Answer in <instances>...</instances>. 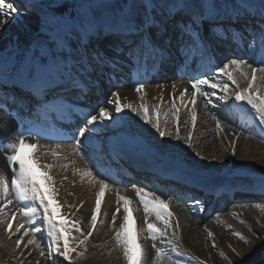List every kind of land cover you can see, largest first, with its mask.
Returning a JSON list of instances; mask_svg holds the SVG:
<instances>
[{"label": "snow or ice", "instance_id": "6c2138e0", "mask_svg": "<svg viewBox=\"0 0 264 264\" xmlns=\"http://www.w3.org/2000/svg\"><path fill=\"white\" fill-rule=\"evenodd\" d=\"M249 7L247 0L231 6L221 0H116L115 3L39 0L31 4L28 0H0V29L29 12L37 21L35 35L25 44L21 45L17 38L15 58L7 63L0 60V86L10 101L0 111L7 112L13 120L17 116L23 117L17 121L18 136L6 144L0 137V148L8 149L6 160L11 172L9 179L8 174L0 171V224L6 225L9 239L15 237L17 249L36 247L48 264H75V259L84 258L88 241L98 224L102 198L110 184L95 173L94 166L81 174L82 179L91 177L99 185L87 232L82 230L80 220L71 223L57 221L55 216L59 203L56 202V208H53L48 199L55 196L54 180L49 174L55 165L41 163V155L50 154L58 159L61 154L56 149L41 152L38 142H31L38 141L39 132L24 125L33 123L28 119L31 117L36 121L42 118L45 123L62 119L69 111L64 104L65 90L77 91L85 97L93 90L100 91L103 83L112 84L121 60L133 66L150 60L151 67L157 70L168 63H178V67H183L203 58H209V64L206 72L190 78V94L185 88L177 97L176 84L172 85L171 107L163 112V122L160 104L154 105V114H150L145 103L147 81H139L134 86L140 101L138 105L122 102L118 91H109L105 101L98 100L95 107L79 113L80 123L71 137L74 151L85 154L88 142L96 141L99 156L108 160L122 158L126 147L122 132L135 138L130 121L137 117L154 130L153 135L158 134L159 138L174 136L180 141L181 108L177 107V99L187 110L189 119L183 123L187 126L190 121L191 130L184 142L191 148L197 125L198 96L203 98L209 111L216 109L219 102L227 104L229 100L237 106L241 102L249 106L258 121L260 138L264 140V67L254 66L264 63V0H259L255 16L248 11ZM225 46L233 55L229 57L226 51L223 61L218 62L213 71L211 59H215L216 52ZM240 49L250 50L260 59L253 60L238 54ZM241 81L246 83V87L241 86ZM159 99L163 102V96ZM211 115L219 134L223 131L222 119L215 112ZM125 124L129 125L128 129H125ZM233 136L231 155L235 156L238 137L235 133ZM195 156L200 157V153L196 152ZM85 158L91 163L86 154ZM63 167L66 169L68 165ZM41 180L48 186L47 191ZM261 191L264 192V184ZM136 196L144 213V227L139 232L129 228L130 219L133 225L135 223L132 212L139 209L133 208L129 197L116 193L117 206L111 215L115 241L113 251L119 250L126 264H148V251L139 242L143 238L151 240V247L155 250L151 264H163L165 258L172 259L164 248L157 246V241L169 245L177 257L182 256L175 241L168 238L173 213L168 210L167 200L143 188L137 189ZM192 199L194 207L191 211L202 212L203 201ZM12 206L16 210H12ZM17 210L28 227L20 223L13 231ZM121 210L122 222L117 228V215ZM152 216L154 221L150 220ZM176 227H179L178 222ZM73 231L78 235H72ZM233 234L245 240L239 232ZM212 235L209 231L208 236ZM172 236H176L175 231H172ZM212 246L216 247L215 242ZM24 255L21 252V256ZM27 255L30 257L32 252L29 250ZM220 256L223 257L224 253L221 252ZM174 264H185V261L177 258Z\"/></svg>", "mask_w": 264, "mask_h": 264}, {"label": "bare ground", "instance_id": "6f19581e", "mask_svg": "<svg viewBox=\"0 0 264 264\" xmlns=\"http://www.w3.org/2000/svg\"><path fill=\"white\" fill-rule=\"evenodd\" d=\"M72 1L73 0H70V2ZM28 2L30 4L38 3L39 0H28ZM233 3L237 4L238 2L237 0H230L229 6H231ZM33 25L37 26V21L34 17H22L18 21H9L2 29H0V60H3L5 63H7L9 60L15 58L17 55V49L14 47V45L17 43V38L21 45L25 44L33 36V31L31 30ZM224 50L227 51V55L231 57V51L227 49V46L223 48V51ZM249 52L251 51L249 50ZM241 54L244 55L243 53ZM259 59L260 57H258V60ZM221 61L222 60L220 59L219 62ZM121 62H123V60H121ZM171 64L173 66L175 65L174 68H178V63ZM191 65L194 66L195 62H191ZM197 66L198 64H196V67ZM190 78L192 77L189 74L175 77L167 75L162 77L161 80H152L150 82H146L145 103H147L149 106V113L151 112V114H154V105L160 104L161 119L163 122V112L167 111L171 107V94L173 93L172 85L174 83L176 84L175 95L177 97L179 96V92L185 88H188L190 94L192 91ZM137 82L139 81L136 79L121 75L119 81L113 83L115 86H117L115 89H113V86L111 85H105V88L109 87L107 89L106 95L109 91H118L122 97V102H132L137 100L138 105L140 101L134 91V86ZM241 83L245 82L241 81ZM0 90L4 91V88L0 87ZM1 91L0 99L1 101H4L2 100ZM67 92H69V90L65 91L64 94ZM98 92L99 91H97L96 94L98 100L102 99L101 101H105L107 96L105 95L106 97L104 98L102 97L103 94H98ZM91 93H94V90ZM91 93H89L86 97L79 96V93H76V95H72V97H78L77 99H67L66 102L75 103L73 107H76L79 113L86 112L95 106L90 104L80 105L76 102L84 98L90 102L88 96H90ZM161 96H163V102H161L159 99ZM123 98H127V100L125 101ZM187 98L188 94H186V99ZM213 100L216 102V98H213ZM176 104L177 107H179L178 99L176 100ZM150 105L152 106L151 108ZM242 105H235V107L238 108L240 112L243 111L246 117H249L251 120H253V123L258 124V121L255 120L254 113L250 110V107L244 104ZM221 106L222 105L218 103V107ZM235 107L234 109H236ZM216 109H211V111L206 109L203 99L198 96L196 102L197 125L194 130L191 148H189L184 142L188 131L191 130V124L190 121L187 126H185L183 123L184 120L189 119L187 116V110L183 108V106H181V111H183V113L180 116V135L182 137L180 141L175 140L174 136L172 138H166V141L165 138L156 137L158 134L153 135V132L150 131L146 133V138L142 140L143 142L141 143L144 145H149L155 149L154 151L159 150L160 152H164L168 150L170 153L178 155H182L187 152L188 155L184 156V161H187L189 166L193 168V170H189L190 172L186 170L187 175L191 177L199 176V170L196 168L199 166V164H202L203 166L215 167L217 170L216 175L209 172L206 174L211 175L216 180L227 183L233 188H236L235 185L237 184L244 185L246 183L238 181L243 176H248L252 181L256 180L264 183V181L256 176V174L264 175V140H261L260 133L256 134L253 132H248V130H245L244 127L236 125L228 118L221 117ZM211 112H215L218 117L222 119L223 131L219 134H217L216 122L212 119ZM5 116L6 114L3 111H0V137L4 138L6 144L9 139L17 136V133L15 134V129L16 131L18 130V120L16 119L15 122L13 120L9 121ZM230 116L235 118V112L233 111L232 115ZM133 120H135V122ZM132 123V126L137 127L139 131H145V124L142 121H139L138 117L132 119ZM24 126L28 127L26 124ZM35 127L37 129L39 128L37 125H35ZM169 127H171V122L169 123ZM33 130L37 131L34 128ZM51 131L52 129H49L44 132L46 133L44 136H48L47 134ZM233 133H235L238 137V139H236L237 154L235 156L231 155L232 147L230 142L235 138ZM67 134L70 135V132ZM160 140H163V143H159ZM31 142H38L41 152L56 149L61 154L58 159H54L50 154L41 155V163L55 165L49 173L52 175L54 180L52 187L56 190L55 196L54 199L52 196L48 197L53 208H56V202H58L60 206L59 208H56L55 219H60L67 223H71L74 220H80L82 230L87 232L90 228V217L92 214V209L95 206L96 193L99 191V185L95 184L91 177H85L82 179L81 174L82 172L87 171L89 168L94 166L95 173H98L100 177H103L110 184V188L105 190V194L102 198L101 214L98 217V224L94 234L88 241L85 256L82 259L74 258L75 264H126L122 253L119 250L113 251L115 248V241L112 238L114 236V231L112 230L111 215L114 213L117 206L116 193L118 191L121 195L129 197L133 201L134 209H139V211L134 210L132 212L135 223L133 225V221L130 219V231H133L134 229L136 232H139V230L144 227L143 208L136 196L137 189L142 187H139L138 185L133 187L131 186L132 183H130V181L141 182L143 179H145L144 175L131 172L130 175L128 174L123 176L120 170L117 169L119 165L112 163L104 157L98 155V145L94 142H88L85 152V154L90 158L91 163H89V159L85 158V154H82L79 151H74V141L64 142L63 140H55V138L49 140L48 137H45V139L39 138L38 141L33 140ZM196 152H199L200 157H203V159L196 157ZM7 154L8 149L6 147L0 148V171H4L6 174H8L10 179L11 172L6 160ZM213 157L216 159H213ZM65 164L68 165L66 169L63 167ZM102 164L105 166L110 165L113 168V173L116 177H118V179L113 180V176L102 171L100 169L101 166H104ZM182 164L185 165L184 163ZM137 165L142 167L141 164ZM246 166L251 168V176L243 171V168ZM37 176H39V171H37ZM124 181H126V183ZM41 183L44 185L43 180H41ZM124 185H128V187H125ZM44 187L47 191L48 186L44 185ZM248 187L250 188L251 186L248 185ZM196 188L201 191H205V189L198 185V183ZM144 190L155 193L161 198L167 200L169 204L168 210L173 213V229L169 231V237L174 241L180 240L181 243L194 248L195 252L198 253L197 255L203 253V250L205 251L207 248L213 253H215V251L218 253V246H212L213 240L218 241L220 244H224L226 239H230L229 235L231 236L233 233L238 232L232 227L233 224L247 228L251 220L256 222V216H262V212L264 211V194L254 190L253 188L248 189V191L251 193L249 197L245 196L241 192H237L235 198L238 199H234V202L228 205L225 209L219 208L216 201L211 206H208V203L206 202L207 198H199L203 201L201 207H203L204 210L202 212L197 210L195 213L191 211V209L194 207V201L192 198H189L188 193H186V191L184 192V190V199L178 197V190L169 191L167 194H160L155 189L150 188H146ZM244 191H247V189H244ZM191 196L195 197V194H192ZM241 196L243 198H239ZM70 205L74 207L70 208ZM16 212V219L13 221V231H15V228L18 224L25 223L18 210ZM203 212H206L205 218H201L199 216ZM72 213H74V215H72ZM233 213H236V215L234 216ZM122 216L123 212L121 210V213L117 215V228L122 222ZM150 220L154 221L155 217H150ZM100 221L103 222L101 223ZM177 222L179 224L178 228L176 227ZM25 227H28L26 223ZM209 228H213L214 231L212 232ZM172 231L176 232L175 237L172 236ZM209 231L213 234L211 237L208 236ZM240 234L244 237L243 233ZM72 235L75 236L78 234L73 231ZM254 236L256 239L246 240V243L249 245V247H259L260 243L263 242L264 228L260 226V231L255 232ZM235 237L238 238L237 236ZM27 239L28 237L25 238V243ZM139 242L147 249L148 264H151L152 258L155 256V250L151 247L152 241L141 238ZM157 246L164 248L165 251L171 256L170 251L172 250L169 245H164L157 241ZM181 248L182 247L178 245V250L180 253H182ZM29 250L32 252L30 257L27 255ZM21 252H24L25 254L23 257L21 256ZM109 252H111V255H109ZM39 253L40 249L36 247L24 249L22 246L21 249H17L15 245V237L9 239L8 233L6 231V225L0 224V264H37V261H39V264H48V261L44 257H41ZM208 259L210 258L208 257ZM175 260L176 259L173 257L172 259L165 258L163 264H174ZM65 264H67V262H65Z\"/></svg>", "mask_w": 264, "mask_h": 264}, {"label": "rangeland", "instance_id": "374dc122", "mask_svg": "<svg viewBox=\"0 0 264 264\" xmlns=\"http://www.w3.org/2000/svg\"><path fill=\"white\" fill-rule=\"evenodd\" d=\"M229 1L230 0H221L222 3L227 2L228 4H229ZM79 2H80V0H73L72 1V3H79ZM237 2H238L237 5H240L242 1L237 0ZM258 4H259V0H252L249 5H250V7L252 6V8H254V10H258ZM22 17L27 18V17H34V16L32 15V13L29 12V13H25ZM36 27L37 26H34V25L31 27V30L33 31V35H35ZM244 54L246 56H249L253 60L258 59V55L256 53L249 52V50H245ZM254 66L259 68V67H264V64L260 63V64H255ZM134 74L137 75V72H135ZM241 86L246 87V83H241ZM262 90H264V89H262ZM137 102H138L137 100H134L131 103H134L137 105ZM232 102H233L232 100H229L227 102V104H225L224 102H219V104H221L222 106L218 107L216 109V111L219 113V115L221 117L228 118L229 113L232 115V112H229V110H228L229 104H231ZM242 104L243 103L241 102V105ZM181 106L182 105L180 104V101H179V107L181 108ZM151 107L152 106L150 105V108ZM182 113H183V111L180 112V116L182 115ZM150 114H151V112H150ZM124 119H125V121L128 120L127 117H125ZM133 121L135 122V120H133ZM248 121H249V123L247 125L241 124L245 128V130H248V132H250V133L251 132H260V128L258 127V125L253 124L252 122H250V120H248ZM131 122H132V120L130 121V124H131ZM238 125H239V123H238ZM128 127H129V125L125 124V128L128 129ZM144 130H145L144 132L142 131V134H144V135H147L146 133L150 132V131L154 132V130H150L149 125H146V124L144 126ZM156 137H158V135ZM165 140L167 141L166 138H165ZM236 147H237V142H236ZM187 155H188L187 152L185 154H182V155L173 154L175 160H182V159H184V156H187ZM185 163L187 164V162H185ZM188 168H190V167H188ZM196 169H198L200 171V174H204L205 172L217 174V170L215 169V167L203 166L202 164H199V166ZM243 169L242 170L246 174L248 173L251 176V174H250L251 168L249 166H246ZM2 172H4V171H2ZM256 176L258 178H260L262 181H264V175L256 174ZM13 209H15V208H13ZM200 216L202 217V215H200ZM255 220H256V222L251 220V222L249 223V226L247 228L246 227L244 228V227L237 225V224L232 225V227L235 228L239 233L244 234L245 240H241L240 238H236L234 234H232L231 236L229 235L230 239H226V242L224 244H220L218 241L213 240L212 244H213V242H215V244L218 246V249H219L218 253H216L217 251H215V253H213V252H211V250H208V248H207L208 251L203 250V253H201L200 255H197L198 253L195 252L194 248H191V247L185 245L184 243H181L180 240H177V241H175V243H177L176 244L177 247H178V245L180 247H182L181 251L183 252L182 253L183 255L180 257H177L175 252L170 251V253H172L171 256L174 257L175 259L179 258L181 260H184L185 264H199V262H201V261L203 262V264H255L257 262H260V260L264 261V239L262 240L263 242L260 243L259 247H256V246L249 247V245L246 243V240L256 239L254 236V233L260 231V226H262L264 228V211L262 212V216H256ZM209 229L212 232L214 231L213 228H209ZM168 238H170V237L168 236ZM41 239H43V238H41ZM221 252L224 253L223 257L220 256ZM208 257L210 259H208ZM189 258H191V259H189Z\"/></svg>", "mask_w": 264, "mask_h": 264}, {"label": "water", "instance_id": "95a60500", "mask_svg": "<svg viewBox=\"0 0 264 264\" xmlns=\"http://www.w3.org/2000/svg\"><path fill=\"white\" fill-rule=\"evenodd\" d=\"M99 3H108V2H112V3H115L116 0H100L98 1Z\"/></svg>", "mask_w": 264, "mask_h": 264}, {"label": "trees", "instance_id": "16d2710c", "mask_svg": "<svg viewBox=\"0 0 264 264\" xmlns=\"http://www.w3.org/2000/svg\"><path fill=\"white\" fill-rule=\"evenodd\" d=\"M255 264H264V261L263 260H260V262H257Z\"/></svg>", "mask_w": 264, "mask_h": 264}]
</instances>
